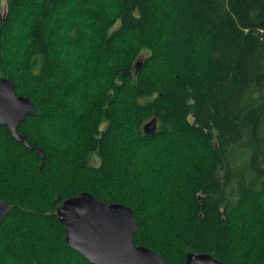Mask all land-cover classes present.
<instances>
[{"label":"trees","instance_id":"16d2710c","mask_svg":"<svg viewBox=\"0 0 264 264\" xmlns=\"http://www.w3.org/2000/svg\"><path fill=\"white\" fill-rule=\"evenodd\" d=\"M4 4L0 78L42 155L0 125V264H91L57 215L82 192L168 264H264V0Z\"/></svg>","mask_w":264,"mask_h":264},{"label":"water","instance_id":"95a60500","mask_svg":"<svg viewBox=\"0 0 264 264\" xmlns=\"http://www.w3.org/2000/svg\"><path fill=\"white\" fill-rule=\"evenodd\" d=\"M141 60L136 64L139 69ZM35 114L29 99L18 96L14 85L0 78V125L9 129L12 136L27 145L16 131L25 117ZM157 119L148 121L143 130L153 135ZM36 150L42 155V152ZM11 204L0 199V222L10 212ZM64 228L67 245L91 264H168L157 253L133 244L138 229L134 212L122 204H105L92 195L82 192L65 200L57 211ZM185 264H223L207 254L189 253Z\"/></svg>","mask_w":264,"mask_h":264},{"label":"rangeland","instance_id":"374dc122","mask_svg":"<svg viewBox=\"0 0 264 264\" xmlns=\"http://www.w3.org/2000/svg\"><path fill=\"white\" fill-rule=\"evenodd\" d=\"M2 3H3V10L5 9V4H4V0H2ZM18 44H17V47H18V45H20V43L21 42H17ZM13 49H17L15 46H13Z\"/></svg>","mask_w":264,"mask_h":264}]
</instances>
